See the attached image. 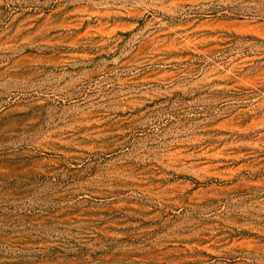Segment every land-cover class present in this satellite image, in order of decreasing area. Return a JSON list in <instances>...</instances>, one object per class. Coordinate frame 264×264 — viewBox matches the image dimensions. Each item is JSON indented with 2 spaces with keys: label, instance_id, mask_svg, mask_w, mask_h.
I'll use <instances>...</instances> for the list:
<instances>
[{
  "label": "rangeland",
  "instance_id": "374dc122",
  "mask_svg": "<svg viewBox=\"0 0 264 264\" xmlns=\"http://www.w3.org/2000/svg\"><path fill=\"white\" fill-rule=\"evenodd\" d=\"M0 264H264V0H0Z\"/></svg>",
  "mask_w": 264,
  "mask_h": 264
}]
</instances>
